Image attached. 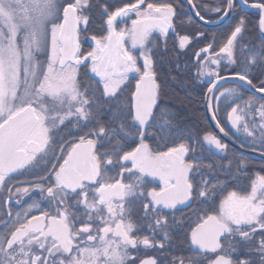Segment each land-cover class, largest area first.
I'll list each match as a JSON object with an SVG mask.
<instances>
[{
    "label": "snow or ice",
    "instance_id": "1",
    "mask_svg": "<svg viewBox=\"0 0 264 264\" xmlns=\"http://www.w3.org/2000/svg\"><path fill=\"white\" fill-rule=\"evenodd\" d=\"M186 3L0 0V264H264V174L161 103L264 161V0Z\"/></svg>",
    "mask_w": 264,
    "mask_h": 264
},
{
    "label": "trees",
    "instance_id": "2",
    "mask_svg": "<svg viewBox=\"0 0 264 264\" xmlns=\"http://www.w3.org/2000/svg\"><path fill=\"white\" fill-rule=\"evenodd\" d=\"M185 29L184 31H186ZM189 29V31L206 32L209 39L210 35L216 33V31L213 30L205 31L203 29H199V27L195 25H193ZM245 41H251L255 43V33L249 31L245 36ZM201 43H203V40H201ZM188 55H191V53L189 52ZM183 59L184 58H182V60ZM172 69H174V65L172 66ZM169 71V66L165 64L161 72V80L164 82V96L161 99V103L163 105H167L170 110L176 112L178 114L179 123L181 124V126L189 129L194 135L202 136L205 132H209L210 128L206 122L202 108V95L204 93L203 86H194L184 75L178 72L173 73L178 77L177 80H173L170 76L167 75ZM233 154L238 155L236 152L231 150L229 155L231 156ZM262 165H264V163L261 161L250 160V175H253L256 172L264 174V166ZM246 180L247 176L241 177V183H245Z\"/></svg>",
    "mask_w": 264,
    "mask_h": 264
},
{
    "label": "water",
    "instance_id": "3",
    "mask_svg": "<svg viewBox=\"0 0 264 264\" xmlns=\"http://www.w3.org/2000/svg\"><path fill=\"white\" fill-rule=\"evenodd\" d=\"M185 3V6L190 8V6L187 5L186 0H182ZM194 15V14H192ZM224 25V24H223ZM200 26L207 28V29H215L218 28L220 26H217L215 24L212 25H203L202 22H200ZM222 26V25H221ZM203 113L206 119V122L211 130V133L217 135L218 137L222 138L224 140L225 143L228 144V146H230L232 149H234L237 153H241V152H245V155L247 157H249L251 160H256V161H261L264 163V161H262L257 153H253V152H246L244 149L240 148V146L238 144H234L233 141L231 139H228L227 137H223L221 133H219V130L216 129L215 127V123L211 121L210 116L207 115L206 113V109L203 105Z\"/></svg>",
    "mask_w": 264,
    "mask_h": 264
},
{
    "label": "flooded vegetation",
    "instance_id": "4",
    "mask_svg": "<svg viewBox=\"0 0 264 264\" xmlns=\"http://www.w3.org/2000/svg\"><path fill=\"white\" fill-rule=\"evenodd\" d=\"M175 2L176 3H178V5L179 6H181V7H186L185 6V3L182 1V0H175ZM197 2H198V0H197ZM206 2L208 3V4H213V3H217L218 2V0H206ZM205 14H207V13H205ZM187 16H185V22L187 23ZM129 23H130V21H129ZM193 25H195V24H193ZM193 25H191V27L193 26ZM195 26H197V25H195ZM227 23H225L224 25H222V26H220V27H218V28H215V29H207V28H204V27H201V26H197V27H199V29H203V30H205V31H216V34L217 35H222L223 33H224V31H225V29L227 28ZM191 27H186L187 29H185L186 31L188 30H190L189 28H191ZM96 30H98L99 31V28L97 27L96 28ZM211 36L212 35H210V38H211ZM221 107H223V105L221 106ZM202 108H203V102H202ZM210 132V131H209ZM231 150H233L234 152H236L234 149H232L230 146H229V149H228V151H229V153H230V151ZM237 153V152H236ZM238 155H239V153H237ZM248 174L250 175V168H248ZM198 179V178H197ZM246 182H247V180H246ZM245 182V183H246ZM241 184H244V183H241ZM178 215H180L179 213H178ZM188 255H190L191 256V258L195 261V260H198V257L194 254V253H188Z\"/></svg>",
    "mask_w": 264,
    "mask_h": 264
}]
</instances>
